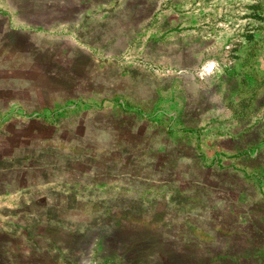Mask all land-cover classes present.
Returning <instances> with one entry per match:
<instances>
[{"label": "rangeland", "instance_id": "obj_1", "mask_svg": "<svg viewBox=\"0 0 264 264\" xmlns=\"http://www.w3.org/2000/svg\"><path fill=\"white\" fill-rule=\"evenodd\" d=\"M0 264H264V0H0Z\"/></svg>", "mask_w": 264, "mask_h": 264}]
</instances>
